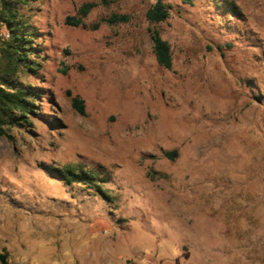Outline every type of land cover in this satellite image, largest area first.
Segmentation results:
<instances>
[{"label":"rangeland","instance_id":"374dc122","mask_svg":"<svg viewBox=\"0 0 264 264\" xmlns=\"http://www.w3.org/2000/svg\"><path fill=\"white\" fill-rule=\"evenodd\" d=\"M153 1L18 6L35 95L0 128V264H264V0H164L169 69ZM112 13L129 20L91 27Z\"/></svg>","mask_w":264,"mask_h":264},{"label":"trees","instance_id":"16d2710c","mask_svg":"<svg viewBox=\"0 0 264 264\" xmlns=\"http://www.w3.org/2000/svg\"><path fill=\"white\" fill-rule=\"evenodd\" d=\"M183 1L190 2V0ZM24 2L25 0H0V24L4 25L6 29V36L0 39V60L4 63L0 73V128L9 120L26 116V113L30 111L28 108L30 100L35 95L33 91L27 87H22L14 79V75L23 67L32 68L36 65L27 57L30 54L29 42H31L33 33L18 10V6ZM93 6L94 3L92 2L82 3L77 8L76 14L67 15L64 22L68 25L83 26L85 24L84 17ZM169 11L170 6L164 0H154L144 13L146 21L150 24L148 32L152 41V52L155 60L167 69L172 64L170 48L168 43L161 38L154 24L166 19ZM128 20V14L112 13L108 17H101L91 27L97 28L100 23L115 24ZM25 61L29 62L24 63ZM71 105L76 112L80 114L84 112L83 103L77 96L71 97ZM2 133L3 131L0 129V134ZM176 153V150H172L166 152L165 155L173 158ZM56 170L67 183L87 182L94 184L96 181V177L92 173L82 169L64 167Z\"/></svg>","mask_w":264,"mask_h":264}]
</instances>
